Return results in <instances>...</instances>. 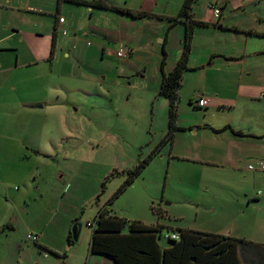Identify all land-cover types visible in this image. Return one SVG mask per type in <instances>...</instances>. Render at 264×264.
Wrapping results in <instances>:
<instances>
[{"label": "rangeland", "instance_id": "obj_1", "mask_svg": "<svg viewBox=\"0 0 264 264\" xmlns=\"http://www.w3.org/2000/svg\"><path fill=\"white\" fill-rule=\"evenodd\" d=\"M126 1L119 3L125 5ZM64 5L69 36H63L64 29L59 28L63 37L55 47L54 73L49 83L53 89L47 94L54 106L34 112V147L27 148L21 158H11L13 162L3 160L5 156L0 160V264H113L106 262L107 256L91 254L92 228L87 222L114 197L126 181L127 171L150 156L169 130V99L159 94V86L163 51L167 53L166 71L182 54L177 31L169 29L173 22L141 14L135 18L123 14V18L119 12L99 8L92 14L87 6ZM209 7V0H201L196 8L198 17L207 20ZM250 7L253 11L257 8L255 4ZM144 8H152L151 3ZM80 9L81 23L86 19L83 31L88 35L77 42L71 38ZM230 14L227 22L232 27L242 17ZM211 16L214 20L212 12ZM32 17L30 29L34 33L35 21L46 16ZM95 26L105 28L106 33L90 29ZM197 33L204 47L210 49V43L211 50L216 51L205 53L196 47L194 62H209V68L185 72L186 82L179 91L178 122L183 121L188 131L177 134L174 152L171 143L161 146L141 174L114 198L110 211L119 217L163 226L158 239L161 245L168 243L172 229L182 226L245 239L256 243L250 253L258 255L257 249L264 254V170L248 169L249 163L264 158V102L246 97L239 89L238 75L243 65H232L227 73L223 59L210 60L221 45L237 56H246V75L255 66L261 73L264 55L254 52L256 48L264 51V38H249L245 52V36L231 29L202 28ZM52 35H37L43 41L40 45L48 48L42 56L51 54ZM118 43L124 50L133 46L134 53L119 58ZM236 45L239 51L233 49ZM73 54H85L81 69ZM46 64L49 68L48 61ZM69 74H73L72 79ZM254 74L259 76L257 70ZM246 75L245 83H253L255 77L249 81ZM228 77L234 78L233 83H229V89L220 90L219 82ZM92 79L99 87H94ZM203 95L214 97L212 107H200L198 101ZM227 125L257 135L235 137L231 129L216 131ZM197 127H203L204 132H198ZM62 138L55 148L51 146ZM13 149H9V155ZM198 149L201 158H187L198 157ZM229 150L240 153L239 164L226 157ZM75 217L83 229L78 241L67 250L57 255L37 242V234L44 231L59 250L67 246L65 230ZM48 240L43 239V243L49 246Z\"/></svg>", "mask_w": 264, "mask_h": 264}, {"label": "crops", "instance_id": "obj_2", "mask_svg": "<svg viewBox=\"0 0 264 264\" xmlns=\"http://www.w3.org/2000/svg\"><path fill=\"white\" fill-rule=\"evenodd\" d=\"M81 1L83 2L76 3V2H72L71 0H0V160H2L4 156L5 159L3 160L6 161H12L10 159L13 157H14L13 160L17 158H21L25 155L27 148L34 147L33 146L34 112L35 111L39 112V110L41 109H43V112H45L46 111L45 109L54 106L49 102L48 100L49 98L47 97V94L50 90L53 89V84L50 85L49 83H50V78L54 73L53 60L56 58L55 47L63 36H69V30L67 32V30L65 29L67 24V18L65 17V15H63V11L65 8L64 4L87 6L89 8H92V14L94 13V10H96L95 9L96 7H92L90 5V3L95 0H81ZM109 1L114 3L112 5L114 6L117 5L116 7H119L121 9H129L134 13L140 11H146L149 15H154L156 17H161L165 19H172L176 17L178 13L181 11L182 6L186 0H143L140 1V4H137V0H127L125 2V5L124 3L123 4L119 3V0L116 1L109 0ZM120 1H124V0H120ZM209 1H210V7H209L210 11L208 12L209 18H207V20L198 17V9L196 8H198V6L201 4V0H194V2L192 3V7H191L192 19L196 21H202L206 24L202 26H196L194 29V35L192 38V50L188 63L189 67L192 70H189L187 72H196L198 70H204L209 68L208 66L209 62H207L206 64H203V62H197V63L194 62V56L198 48H201L202 49L201 51L205 53H208L209 51H216V49L211 50L212 44L209 43L210 49H208L207 47H204L200 42L199 33L197 32L199 30H202V28L206 29V28L214 27L216 29L219 28L231 29L236 33V35L245 36L246 38L245 52L247 51L250 45L249 38L250 39L251 38L253 39L254 37L264 38V13H263L264 0H209ZM146 3L147 4L151 3L152 8H148V10L145 9L144 6L147 5ZM252 4H255L257 6V8L254 11L252 10L251 7L249 8V6H251ZM215 5L221 8V16L219 19H216L214 17L213 6ZM81 12L82 9H80L77 12V15L79 14L78 16L79 18H77L75 21L76 30L73 37L71 38L74 41L77 40V42L84 41L86 39V35H88V32L83 31L84 21L86 19L81 23V17H80ZM211 12L214 17V20L212 19ZM230 12L232 14L240 15V18L242 17L235 24H233L232 27H230L231 24L227 22V14L231 16ZM33 14H41V16H46L45 17L46 21L41 18L35 21V26L37 27L36 28L37 31H35L34 33L30 29L31 21L33 20L32 17ZM121 14H122L121 17L124 18L123 15L124 13ZM125 15H129V14L125 13ZM90 18L92 19V16H90ZM186 19L187 18L184 17L181 18L180 20L182 22L179 23L176 22L170 24L172 27L171 29H175L177 31V36H178L177 41L181 46L184 45V40H185L186 25L184 23L186 22ZM239 22L241 23L238 24ZM60 27H63L64 29L62 33L63 36L59 34ZM90 29L93 31L96 30L99 33L101 32L106 33V29L103 27L95 26L94 28H90ZM169 32L170 31L167 32L168 33L167 36H169ZM48 34H53L51 54L42 56V52L45 53L48 48L42 47L40 45L43 42L41 41V38L46 37ZM37 35L41 36V38H38ZM66 38L67 37H65L63 41ZM117 41H120V39H118ZM164 41L165 42L167 41L168 43L169 41L168 37H166ZM89 43L87 42V44ZM117 46H118L117 50L120 49L121 43H118ZM238 46L239 45H236L235 47H233V49L239 51L240 48H238ZM128 48L132 49L133 51L132 54H133L135 48H133V46L131 45H129ZM218 49H219L218 52H213V55L211 56L210 60L216 59L215 60L216 62L217 59L219 60L223 59L222 61L223 64H225L228 67L227 73L232 68L230 66L243 65L238 75L239 89L244 90L245 93L244 95L246 97H250L253 100L258 99L260 102H264V100L262 99V97H264V91H263L264 70L260 73L259 69H257V67L255 66L254 71L257 70L259 76L255 77L254 71L249 72V74L246 75L247 72L245 69L246 67L245 64L247 62L246 56H239V54L237 56L235 53H233L232 50L231 52H229L230 51L229 48H225L221 45L217 46V50ZM257 50L259 49L258 48L255 49L256 51L254 52L255 55H260V54L264 55V51H257ZM73 56H77L78 58L77 67L81 69L82 66L84 65L82 64L81 61L84 59L85 54L81 55L82 57H80V55H74V54ZM47 61L50 66L49 68L46 64ZM176 64L177 63L172 64V68ZM260 66H261L260 69H264V64ZM245 75L247 76V79L249 81L251 80V78L255 77L254 82L245 83L243 79ZM69 76H71L70 79H72L73 74H69ZM92 80L94 87L98 85L96 79H92ZM233 80H234L233 77H228L225 79V81L223 78L219 82L220 90L229 89V86L231 83H233ZM185 82L186 80L183 77L182 86L180 90L182 89L183 84ZM85 83H89V80H86ZM261 90L262 93L259 96L258 93ZM201 99H205L207 101V104L203 107L206 106L212 107L213 105L212 101L214 97L209 95L208 96L203 95L199 98V101ZM43 117H45V115H43ZM179 117H180V112L177 120V125L180 127V129H178L174 135V141L172 143L173 152L177 139H179L178 138L179 136L177 134L178 133L180 134V132L188 131V128L182 123L183 121H181V123L178 122ZM38 127H40V130H43L44 128L41 126V124L38 125ZM193 127L194 126H191V129ZM197 128H198L197 129L198 132L200 133L204 132L202 131L203 127L202 128L197 127ZM227 129H231L230 131L235 137H246V136L256 137L257 135L253 132H247L242 129H235V127L232 125H227L224 128L216 131L221 132V131H226ZM230 138H229V144H230ZM62 141L63 138L58 143L53 142L51 146L55 148L56 144L59 145ZM190 146H194V145L190 144ZM11 148L14 149L12 154L9 155L8 151ZM236 150H240V148L237 147ZM241 150L242 152L240 153H243V149ZM199 152L200 151L198 149L195 152L196 155L197 154L199 155ZM240 153L237 151L229 150L228 153L226 154V157L230 160L235 161L236 164H239ZM187 158L189 159L192 158L197 160L198 158H201V153L198 157L190 155L187 156ZM259 160H264V158H261ZM0 163L2 162L0 161ZM249 165L250 163L248 164V166ZM78 219L79 218L75 217L70 219V221H68L67 228L64 234V236L66 237V242H67V237L71 230V226L74 225L73 223H75V221H78ZM82 229H83V225L81 231ZM37 237H38L37 242L41 241L40 243L45 244L46 247H50V250L53 249L57 253H59L63 249L67 250L68 247L70 246L67 243L68 244L67 246H63L59 250L57 248L58 244H56V242L51 238L50 240H48L47 234L44 231H41L39 235L37 234ZM43 239H45L46 241L47 240L50 241L49 246L46 243H43ZM241 251L242 249L239 246L238 252L240 253ZM40 254L41 253H39V255ZM47 256L49 255L47 254ZM97 256H101V255H97ZM256 257L257 256H254L252 257V259L254 258L256 259ZM96 260L101 261V259H96ZM106 262H112L113 264H116L114 260L111 258L107 259Z\"/></svg>", "mask_w": 264, "mask_h": 264}, {"label": "trees", "instance_id": "obj_3", "mask_svg": "<svg viewBox=\"0 0 264 264\" xmlns=\"http://www.w3.org/2000/svg\"><path fill=\"white\" fill-rule=\"evenodd\" d=\"M71 1L83 2L81 0ZM193 2L194 0H186L178 15L170 19L173 23H179L182 22L180 21L181 18H187L186 22H183L186 25L183 51L179 61L170 71L165 70L167 53L163 51L164 59L161 62L162 77L159 94L169 99V130L167 135L150 156L127 171L128 177L114 197L105 207L99 210L93 220L88 221L94 223L93 226H89L87 222V225L92 228L90 252L94 255L107 256L113 259L116 264H264L263 251L255 249V254L258 255H255L257 256L256 259H252L254 255L249 251L250 248H255L256 243L245 239L178 227L172 229L173 234H176L177 237L168 236V243L161 245L158 239L162 237L163 226L150 225L140 220L119 217L110 211L114 198L141 174L145 166L161 151L163 144L173 143L175 132L180 129L177 125L179 90L185 72L192 70L188 63L192 50L194 29L196 26L206 24L192 19L191 7ZM90 5L99 9L127 13L133 17H137L139 14L149 15L146 11L134 13L129 9H121L101 0L92 1ZM169 28H172L171 25ZM130 54L132 53L129 52L128 55ZM103 185L105 187V183ZM67 242L70 246L76 242L72 230H70L67 237ZM239 246L242 249L240 253L238 252ZM54 253L58 255L57 252ZM64 256L67 257V254Z\"/></svg>", "mask_w": 264, "mask_h": 264}, {"label": "built area", "instance_id": "obj_4", "mask_svg": "<svg viewBox=\"0 0 264 264\" xmlns=\"http://www.w3.org/2000/svg\"><path fill=\"white\" fill-rule=\"evenodd\" d=\"M213 8H214V17L216 19H219L221 16V8L217 7L216 5L213 6ZM129 52L132 53L133 52L132 49L129 48L127 50H124L123 48H120L117 50V56L119 58H124L125 56L128 55ZM206 104H207V101L205 99H201L199 101V105L202 107L205 106ZM248 168L250 170H256V169L264 170V161L263 160H257V162L255 164H250L248 166ZM93 224L94 223H92V222H88L89 226H93ZM171 237L176 238L177 236H176V234H172ZM34 239H36V237H34Z\"/></svg>", "mask_w": 264, "mask_h": 264}, {"label": "water", "instance_id": "obj_5", "mask_svg": "<svg viewBox=\"0 0 264 264\" xmlns=\"http://www.w3.org/2000/svg\"><path fill=\"white\" fill-rule=\"evenodd\" d=\"M81 228H82V224L80 222H75L73 228L71 229L75 241H78L79 239Z\"/></svg>", "mask_w": 264, "mask_h": 264}]
</instances>
